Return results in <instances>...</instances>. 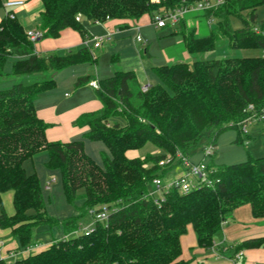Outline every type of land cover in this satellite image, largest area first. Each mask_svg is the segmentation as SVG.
<instances>
[{"label": "trees", "instance_id": "16d2710c", "mask_svg": "<svg viewBox=\"0 0 264 264\" xmlns=\"http://www.w3.org/2000/svg\"><path fill=\"white\" fill-rule=\"evenodd\" d=\"M41 1L44 12L39 27L44 38L55 39L68 28L85 37L83 19L138 21L146 14L163 13L196 0L158 4L152 0ZM3 3L0 0V8ZM262 6L264 0H225L215 11L194 15L196 20L213 17L217 22L208 37L198 38L194 28L183 32L188 52L192 56L211 52L224 38L233 49L264 50V21L258 31L254 28ZM245 12L248 19L242 16ZM232 17L240 18L244 29L233 30ZM11 58L16 61L9 74L5 68ZM87 63H96L88 47L63 56H40L16 17L5 16L0 21V82L16 79L11 88L0 89V229H11L21 249H26L37 244L35 230L41 226H62L68 235L79 228L89 210L109 213L107 223L97 222L89 234L55 239L13 262L0 259V264H188L182 259L181 237L189 226L199 246L212 249L216 234L236 209L249 205L254 218L264 219V157L250 154L239 164L210 163L212 177L218 181L212 188L186 194L174 189L160 204L148 197L153 180L175 167H161V160L169 156L175 160L179 153L191 157L204 139L216 145L228 129L237 130L242 142L239 123L264 114V58L196 59L192 66L179 62L155 67L161 84L151 85L147 92L132 71L118 70L100 81L97 94L103 111L83 115L77 125L89 127L86 139L106 144L110 156L104 154L103 167L87 155L84 141L50 142L48 125L35 107L40 96L55 88L58 73ZM90 80L80 78L76 87ZM250 105L254 111L247 110ZM148 143L163 153L145 159L127 157L128 151ZM42 152L49 155L47 168L61 173L66 201L76 206L79 199L84 200L79 215L60 221L48 214L39 177L24 167ZM9 191L14 193L12 216L3 203V194ZM255 248H264V237L239 247Z\"/></svg>", "mask_w": 264, "mask_h": 264}, {"label": "crops", "instance_id": "0c3cea01", "mask_svg": "<svg viewBox=\"0 0 264 264\" xmlns=\"http://www.w3.org/2000/svg\"><path fill=\"white\" fill-rule=\"evenodd\" d=\"M24 1V6L18 7L13 11L16 18L19 21L21 20L20 22L26 32L30 30H41L39 23L42 13L44 12L42 1ZM2 8L5 10L4 7ZM187 21H192V25L188 30L194 28L197 29V32L199 31V19L196 20V17L193 15V17ZM83 24L87 31L85 37L79 31L68 28L65 29L58 38H43L35 44V52L40 56L47 54L63 56L87 47L85 42L89 41L88 48L91 49L96 58L95 64H79L58 73L55 76V88L40 96L35 102V107L39 118L48 125L47 138L50 142L67 144L84 141L85 152L87 155H89L98 165L103 167L104 154L110 156L106 144L102 141H91L86 139V136L90 131L89 127H81L77 125V121L83 115L100 113L104 108L103 102L97 94V89L91 87L90 83L98 81L100 85V81L111 78L118 70L124 72L130 71V68L128 69L126 66V62L132 57L138 56L137 53H132L128 50L131 44L130 41L133 38V40L139 44L144 43V41L139 42L137 40L141 28L145 26L154 27L156 30H164L168 27L157 28L152 25L150 14L144 15L138 21L124 22L107 20L103 23H94L83 19ZM177 29L178 32H185L181 28V25ZM100 37H105L107 39L99 47H95V39ZM101 57H105V60H103L102 63L100 59ZM15 61L16 59L14 58L9 60L5 68L7 73L11 74ZM9 63L11 66L10 68H8ZM133 71L137 74L138 82L141 87L144 85L156 86L161 84L160 79L152 70H144L143 74H141V70ZM36 76L37 77L35 78L38 80L42 78L40 75ZM84 77H91V80L80 87H76L77 81ZM15 83V78H7L0 82V89L11 88ZM115 121L120 120L115 119ZM208 141L201 146L202 149ZM240 141H242V143L245 142V145H247V159L249 154L254 158L264 157V123L256 121L249 125L247 133H242ZM137 151L138 150L128 151L127 157L130 159L139 158L136 153ZM48 161V153L42 152L24 164L25 170L28 174H36L40 179L47 212L48 207L56 202L54 196L56 195V192H58V196L62 198V200L64 199L74 210L68 214L69 216L67 217L72 218L79 215V205H77V203L82 204L84 200L79 199L76 202V206H72L66 201L61 173L57 170L48 169ZM175 169H179V173L182 171L181 165L176 166L174 170ZM54 179L55 182L50 186V189H47V183ZM56 183L58 184L56 185ZM13 197L14 193L12 191L3 194V201L7 205V214L9 216L14 215L15 213V208L14 211H12V208L10 207ZM60 217L63 216H59L56 219L60 221L68 219H61ZM82 220L81 223H83ZM91 223L92 219L85 226ZM190 227L192 228V226ZM48 228L51 233H53L54 229L55 231L58 230L56 232L57 236L53 235L52 239L49 242H46V244L39 240L36 241L35 239V243L42 245L41 249L52 243L55 239L62 238L65 235V230L62 226L54 228L48 226ZM192 232L197 236L194 229ZM192 234L193 233H190L188 235L187 232L181 237V245L183 248L182 259L185 254H189L190 256H187L188 264H264V248L239 249V247L248 240L264 237V219L254 218L252 209L249 205L236 209L229 215V217H227L222 230L215 236L214 247L212 249H205L199 246L198 241ZM188 248L194 250L193 253L188 252ZM23 252L24 249H21L17 238L12 234V230L0 229V254L6 258V261L9 262L10 259H14L10 260V262H13L17 259L26 257L28 254ZM12 253H16L17 256L15 258L11 257L10 255ZM239 254H241V256H239Z\"/></svg>", "mask_w": 264, "mask_h": 264}, {"label": "rangeland", "instance_id": "374dc122", "mask_svg": "<svg viewBox=\"0 0 264 264\" xmlns=\"http://www.w3.org/2000/svg\"><path fill=\"white\" fill-rule=\"evenodd\" d=\"M6 0H4L5 3ZM6 16V11L3 8H0V21ZM243 18L248 19V13L245 12L242 14ZM193 17V15L188 16L184 21L181 22V28L185 32H189V27L192 25V21H187ZM21 21V20H20ZM262 21H264V6L260 7L257 10V21L254 25V28L259 30ZM189 22V23H188ZM217 22V21H216ZM183 23V24H182ZM216 24V23H215ZM215 24L212 28H215ZM179 25V26H180ZM188 25V27H187ZM168 27L164 30H156L154 27H143L141 28L140 35L144 41V43H137L133 40L130 41L129 51L132 53H137V57H132L128 62H126V66L132 72L133 70H141V74H143L144 70H152L154 72L155 67H161L166 65H173L175 63L184 62L190 64L191 66L194 64L195 60H212V59H222V58H264V50L262 49H233L230 47L227 39H221L217 42V46L215 50L199 54L198 56H192L186 47L184 41V33L178 32V27ZM231 26L235 31H239L244 29V24L240 18L232 17L231 18ZM212 28L210 29L207 25L206 20H200L199 25V33L197 34L198 38L208 37L211 34ZM136 51V52H135ZM101 63L105 60V57H101ZM105 65V62H104ZM10 63L8 68H10ZM157 76V75H156ZM158 77V76H157ZM120 120L119 118H116ZM206 139L203 140L202 145L206 143ZM201 145V146H202ZM199 147L194 155L190 157V160L194 163L204 162L206 165L214 162L218 166L222 165H233L245 162L247 160V145L245 142L238 141V132L234 129H228L222 132L216 141V151L213 157L205 158L202 147ZM139 158L145 159L148 155H160L163 152L158 150L153 144L148 143L142 149H139L137 152ZM29 170V169H27ZM179 173V169H175L171 171L168 177H173ZM58 183H56L57 185ZM83 190L79 192V195L83 194ZM55 203L52 206L48 207V214L55 218L59 216L62 218H68V214L73 212V208L70 207L65 200L58 196V192L54 196ZM4 203V201H3ZM79 205V209H82L84 202L77 203ZM4 207L7 213V205L4 203ZM10 207L12 211H14V204L11 201ZM229 217V216H228ZM91 221V217L86 215L82 220V224L86 225ZM191 229V230H190ZM58 230H53V233L50 232L48 226H41L35 230V239L36 241H41L46 244L52 239V236H57ZM193 229L188 227V235L193 233L192 235L198 241V237L194 235L192 232ZM44 246V245H43ZM185 246V245H184ZM42 248V247H41ZM183 249V248H182ZM188 252L193 253L194 250L187 249ZM192 255V254H191ZM189 254H185L183 259L187 262ZM192 258V257H190ZM14 260V259H10ZM9 260V262H10ZM12 262V261H11Z\"/></svg>", "mask_w": 264, "mask_h": 264}, {"label": "built area", "instance_id": "2783aa9c", "mask_svg": "<svg viewBox=\"0 0 264 264\" xmlns=\"http://www.w3.org/2000/svg\"><path fill=\"white\" fill-rule=\"evenodd\" d=\"M162 0H152L154 3H160ZM225 4V0H196L194 3H185L180 7H176L175 9L164 11L163 13H156L151 15V24L157 28H166V27H176L181 24L183 20H185L188 16L191 15H200L202 13H206L208 11H215L219 7ZM25 5L24 0H6L3 7L6 10V16L14 19L16 16L14 14V9L18 7H22ZM81 19V15L77 17L79 21ZM207 25L211 28L216 20L213 17L207 18ZM257 30V29H256ZM258 31V30H257ZM27 39L32 43L36 44L40 40L44 38V32L42 30H30L26 32ZM107 38H97L95 39V47H99ZM137 40L139 42H143V39L140 35L137 36ZM89 41L85 42V45L88 47ZM90 86L94 89H99L100 85L98 81H93L90 83ZM151 88V85L142 86V91L147 92ZM248 111H254L253 105L248 106ZM260 121L264 123V114L262 115H252L239 123V126L242 129L243 133H247V128L252 123ZM216 151V145L213 142L207 143L203 152L205 158L213 157ZM178 165L182 167V171L173 177H168L167 174L162 178H155L151 183L148 197L152 198L156 204H160L164 199V196L170 192L171 190H178L180 193L186 194L193 192L202 187H214L217 184V180L212 177L213 171L206 165L204 162L194 163L190 160V157H186L179 153L175 160L171 156L166 159H163L159 162L161 167H166L167 165H174L175 167ZM174 167V168H175ZM174 170V169H173ZM171 170V171H173ZM170 171V172H171ZM55 182L51 180L47 183L46 188L50 189V186ZM108 211L106 209L97 210L91 209L88 212V215L92 219V223L85 226L82 223L79 228L71 234L64 235L62 239H67L73 236H78L81 234H89L93 232L95 225L97 222L107 223L108 221ZM42 245L36 244L34 246L28 247L24 249L23 253L30 254L38 249H41ZM242 254V253H241ZM239 254V256H241ZM11 257L15 258L17 256L16 253H12ZM0 259L6 260L1 254Z\"/></svg>", "mask_w": 264, "mask_h": 264}]
</instances>
